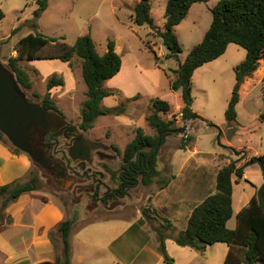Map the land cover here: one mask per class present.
<instances>
[{"label": "rangeland", "instance_id": "rangeland-1", "mask_svg": "<svg viewBox=\"0 0 264 264\" xmlns=\"http://www.w3.org/2000/svg\"><path fill=\"white\" fill-rule=\"evenodd\" d=\"M133 1L52 0L51 10L41 16L37 21L38 26L34 27L31 22L34 11L39 7L38 0H0V58L3 56L0 60L6 66L15 44L30 32H42L52 37L63 36L71 44L78 36L90 32L100 53L107 50L109 39L115 40L116 46L119 45L120 54L129 51L133 53L132 57L126 58V71L132 77H136L133 87L138 90L130 98L125 92L113 87L117 80H110L111 82L107 80L105 87L113 93L106 96L102 102L103 106L112 108L123 105L124 112L119 115L115 112L100 115L92 128L80 129L85 138L107 145L108 150H101L114 156L101 158L98 152L93 151V162L88 163L85 169L78 168L72 159L70 163L65 159L64 155L69 158L70 139L62 136L56 145L58 153H54V149L50 150V153L54 163H60L64 167L66 181L63 183L56 179L54 171L40 165L28 153L18 152L24 153L31 160V176L38 177V190L43 195L48 193L61 199L66 207L67 218L73 220L71 232L73 263L71 264H94L92 261L94 254L100 255L103 262L100 264H111L115 257L128 262L139 250L138 247L146 243L150 233L157 234L158 238L157 229L162 228L165 233L170 234V230H166L167 219L156 214L151 196L160 188L163 180L171 178L173 172L178 171L182 163L183 165L189 161V163L193 161L202 163L204 160H209L210 155L227 154L231 151L233 163L239 166L248 159L244 156L243 149L236 148L240 145L245 147L249 155L264 153V59L253 76L245 79L239 87L236 67L246 59L247 50L233 42L229 44L224 54L199 67L193 76L192 107L198 117L196 122L191 124L192 119L184 120L182 116H177V126L191 125L187 132L172 133L161 147L159 170L162 180L158 182L159 177H157L150 185L140 183L123 197L112 198V195H106L114 192L117 187L110 170H117L122 166L125 147L135 136L137 127L143 125L146 133L156 134V130L151 127L147 119L152 112V99L160 97L169 101L174 107L182 101V91L171 88V80L175 78L174 71L178 68L179 59H169L162 55L159 60L156 59L148 43L159 52L167 48L159 43L161 39L156 30L148 25L134 23L130 8ZM151 1L154 22L162 27L167 0ZM203 2L199 3L200 6L194 10L190 18L176 27V34L182 47L181 59L200 42L201 33L207 30L212 22V7L216 0ZM18 26L21 28L14 32ZM21 64L30 73L33 81L31 88H23L28 98L33 102L41 103L46 93L50 92L52 99L62 110L61 115L69 122L80 126L81 110L87 99L88 90L82 73V59L76 55L71 63L55 59L23 60ZM55 74L63 77L65 83L49 90L48 81ZM236 90L240 93L239 106L237 105L239 116L229 126L226 109ZM173 113L165 117L170 119ZM211 123L213 126L209 125ZM186 133H190L188 136L191 137V145L186 149L180 148ZM10 144L13 147L11 142ZM233 147L236 149L233 150ZM237 158L241 159L239 163ZM254 175H251L250 182H262L264 178L262 172L259 173L258 179ZM234 186V203L238 208L243 199L245 201L248 199V194L244 195L245 191L252 190V187L246 182L235 183ZM4 197L5 195L0 196V212ZM113 203L115 205L111 207ZM144 207L151 209V218L143 212ZM105 219L133 225L110 249L100 248L97 253V248L91 247L89 242L94 238H106L110 233L94 230L100 224L93 223ZM235 221L236 215L231 224H235ZM145 222L148 231L142 236L139 230ZM90 224L89 228L84 229ZM127 240H133L135 247L129 254H122V243ZM83 251H88L91 258L86 261L80 260ZM63 259L64 254L59 258L58 264H63Z\"/></svg>", "mask_w": 264, "mask_h": 264}, {"label": "trees", "instance_id": "trees-1", "mask_svg": "<svg viewBox=\"0 0 264 264\" xmlns=\"http://www.w3.org/2000/svg\"><path fill=\"white\" fill-rule=\"evenodd\" d=\"M208 0H168L165 10V23L159 28L152 17L151 0H140L134 7L133 21L137 25H148L156 30L163 45L167 48L166 58L179 59L182 52L179 37L175 27L180 24L189 13L191 6L196 2ZM39 7L34 11L32 26L37 27V21L48 7L49 0H38ZM213 19L203 39L193 46L184 61L175 69V78L171 80L173 90H181L184 106L181 115L184 120L198 117L193 110V81L195 70L207 62L215 60L224 54L230 43H237L247 50V57L236 67V77L239 84L251 77L259 68L264 59V0H218L212 7ZM3 16V14H1ZM21 26L14 29L18 31ZM148 47L155 54H159L151 43ZM16 55L8 59V68L11 69L22 88H31L33 81L30 73L21 64L23 60H60L71 63L74 56L82 59V73L87 85V99L81 110L80 128L88 130L94 126L100 115L115 112L119 115L124 112V106L106 107L102 102L113 92L105 87L107 80L113 78L122 67V56L116 50V42L109 39L107 50L100 53L90 32L78 36L71 44L62 37H52L42 32H30L20 38L15 44ZM63 77L53 75L48 81V89L63 85ZM238 87V89H239ZM32 101V100H31ZM240 101L239 90L233 92L226 109V118L231 126L238 117L237 104ZM41 104L45 109L62 114V110L52 99L50 92L44 96ZM152 112L147 119L156 134H148L144 128L138 126L135 136L126 145L119 174V182L114 193L123 197L131 188L140 183L150 185L155 177L160 178L159 152L167 137L180 127L176 125L177 115L167 119L172 107L169 101L156 97L152 99ZM213 126V123L209 124ZM54 134L47 136L51 141ZM56 136V135H55ZM0 140L10 144L9 139L0 132ZM191 137H184L180 148H187ZM11 145V144H10ZM12 146V145H11ZM16 152L22 151L14 146ZM258 163L264 168V154L251 156L244 165L236 166L233 161L224 165L217 175V187L214 193L209 194L192 211L188 226L179 231L175 241L181 246H190L199 250L217 242H226L231 246L225 264H264V182L252 197L248 206L238 214V227L228 226L233 215V177L242 178L246 166ZM38 177L33 176L29 181L12 182L0 185V196L5 195L1 202L0 217L7 205L16 200L21 194L37 189ZM170 178L163 180L160 188L166 186ZM151 209L144 207L143 212L151 218ZM73 220L67 218L58 226L64 244L63 264H71L72 246L71 232ZM168 227V226H166ZM159 230L160 251L165 264H175L166 246V234ZM37 264H58V262L43 261ZM115 264H122L117 262Z\"/></svg>", "mask_w": 264, "mask_h": 264}, {"label": "crops", "instance_id": "crops-1", "mask_svg": "<svg viewBox=\"0 0 264 264\" xmlns=\"http://www.w3.org/2000/svg\"><path fill=\"white\" fill-rule=\"evenodd\" d=\"M139 1L140 0H134L130 5L132 20L134 7ZM217 2L218 0H216V3ZM199 3L204 2L194 3L191 6L186 18L181 23L192 16L194 10L200 6ZM51 8L52 0H49V5L43 11L41 16L51 10ZM180 24H178V26ZM158 27L163 28L164 24L162 27ZM207 30H204V32L201 33V40ZM159 43L163 44L161 40ZM116 50L120 52L121 48L119 45L116 46ZM156 51L159 56H165L168 50L163 48L161 50L162 52H159L158 50ZM132 54L133 53L130 51L126 52V54H121L123 60L121 70L113 78L107 81L111 82L112 80H117V83L114 84L113 87H117L115 89L118 91L125 92L127 96H130V98L133 97L132 95H134L138 90L133 87L136 77H132V75L128 74L126 71V58L128 56L132 57ZM11 55H16V51L14 49ZM185 58L181 59L179 55L178 67ZM0 59H3V56ZM136 67L139 68V66ZM197 70H199V68L195 70L193 76ZM237 105L239 106V104ZM183 106L184 101L182 98V101L177 106L174 107L171 104V113L174 112L173 114L176 113L177 116H182L181 109ZM238 106L237 111L239 108ZM196 119L197 117L192 118L191 124L194 121L196 122ZM191 124L188 125L190 126ZM141 127L144 128L143 125H141ZM236 148L243 149L244 156H247L248 159L251 156H254L249 155L246 152L245 147L242 145L237 146ZM236 148L233 147V150ZM231 156L232 153L230 151V153L227 154H215L214 156L210 155L211 158L209 160H204L202 163L197 161H193L191 163H189V161L184 165L182 163L178 171L176 173L173 172L169 183L163 188H159L154 194H152L151 203L155 206L154 208L156 209V214L167 219L165 221L166 226H168L166 230L169 229L170 234L165 233L167 235L166 246L169 254L174 258L175 264H225L231 250V246L228 243L217 242L208 245L203 250H199L190 246H181L177 244L175 236L179 231L187 228L193 209L209 194L216 191L218 172L224 165L233 161ZM240 161L241 159L237 158V162L239 163ZM245 162L246 161L239 166L244 165ZM31 169V160H29L24 153L16 152L10 144L0 140V185L12 182L24 183L29 181L32 177ZM261 172L264 174V168L257 163H254L245 167L242 178H238L234 175V184L246 182L251 185L252 190L249 189L247 192L244 190V195L247 196L248 194V199L246 201L243 199L240 206L236 208L234 203L235 186L233 184V215L227 223L230 228L235 229L238 227L239 212L244 207L249 205L252 197L256 194L258 188L264 182V178H262V182L260 183L250 182L251 175L255 174L254 176L258 179L260 177L259 173ZM43 196H47L48 198L46 199ZM235 215L236 221L235 224L232 225L231 222ZM66 219L67 212L65 204L58 197L48 193L47 195H43L38 188L21 194L16 200L7 205V207L3 210V216L0 217V264H37L43 261L58 262L59 258L63 256L64 249L62 234L58 230V226ZM106 219L105 221L99 223H93L100 224L95 227L94 230H99L101 232L105 231L107 234L108 232L110 233L106 238H94L91 242H89L91 247L97 248V253H99L100 248L110 249L114 243L120 239V236L125 231L131 229L133 225L131 223L126 224L121 223L120 221H111ZM90 226L91 224L85 226L84 229H87ZM146 227L147 222L141 226V230H139L140 235L145 236L144 233L148 231ZM157 232L159 234L158 229ZM150 234L151 235L148 236L146 243L138 247L139 250L129 259L128 262L115 257V260L111 264H115L117 262L122 264H165L164 257L160 251L159 236L157 238V234ZM132 243L133 240H127L122 243V254H129L130 250L135 247L134 243ZM83 253V255H80V260L86 261L91 258L88 251H83ZM125 256L128 257L129 255ZM82 261L80 263H82ZM92 261L94 264H100L102 262L99 254H94ZM71 263H73L72 256Z\"/></svg>", "mask_w": 264, "mask_h": 264}, {"label": "water", "instance_id": "water-1", "mask_svg": "<svg viewBox=\"0 0 264 264\" xmlns=\"http://www.w3.org/2000/svg\"><path fill=\"white\" fill-rule=\"evenodd\" d=\"M187 129L188 125L185 124L178 127L175 132L184 133ZM0 132L40 165L57 173L58 181H65V177L60 175L64 167L60 163H54L50 153L53 145L47 141L49 134H54L58 138L73 135L71 140L75 143L71 141L69 158L81 162L82 168H85L87 162H93V151L108 148L102 142L85 138L79 127L69 122L63 115L45 109L41 103L31 101L15 73L1 60ZM114 205L113 203L111 207Z\"/></svg>", "mask_w": 264, "mask_h": 264}, {"label": "flooded vegetation", "instance_id": "flooded-vegetation-1", "mask_svg": "<svg viewBox=\"0 0 264 264\" xmlns=\"http://www.w3.org/2000/svg\"><path fill=\"white\" fill-rule=\"evenodd\" d=\"M79 127V129H81L80 128V126H78ZM64 137H66V138H69L70 139V146H71V139L73 138V135H69V136H64ZM52 139H51V141H50V143H52V145H53V147H52V149H54V153H58L57 151H58V149L56 148V145L58 144V142H59V140L58 139H60V138H58V136H52L51 137ZM72 143H75L74 141H72ZM51 149V150H52ZM102 149H105V150H108L109 149V147L108 148H102ZM96 152H98V155L101 157V158H104V157H111V156H114V155H111V154H109V153H105V152H103L101 149H99V150H95ZM64 157H65V159L67 160V162L68 163H70V158H67L65 155H64ZM75 163H76V167H78V168H81V169H85L86 167H87V164L89 163V162H87V164H86V166H85V168H82V164H81V162H79V161H74ZM92 163V162H91ZM122 167V166H121ZM119 168V169H117V170H110V172L114 175V179H113V182H116L117 183V185H118V182H119V180H120V178H119V174L121 173V170H122V168ZM68 170H70V167L68 168ZM58 174L56 173V176H57ZM60 175H63L64 177H65V170L63 171V173L62 174H60ZM65 181H66V177H65ZM65 181H62L63 183L65 182ZM106 195H108V196H110V195H112L111 197L113 198H117V197H115V196H119L118 194H115L114 192H112V193H106Z\"/></svg>", "mask_w": 264, "mask_h": 264}, {"label": "built area", "instance_id": "built-area-1", "mask_svg": "<svg viewBox=\"0 0 264 264\" xmlns=\"http://www.w3.org/2000/svg\"><path fill=\"white\" fill-rule=\"evenodd\" d=\"M188 125V124H187ZM187 130H189V125H188V129ZM187 132V131H186ZM185 137H188V133H186L185 134Z\"/></svg>", "mask_w": 264, "mask_h": 264}]
</instances>
